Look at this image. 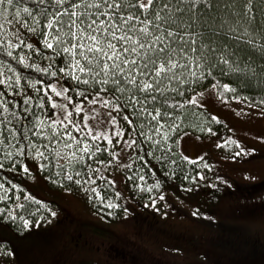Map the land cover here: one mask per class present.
<instances>
[{
	"label": "snow or ice",
	"instance_id": "1",
	"mask_svg": "<svg viewBox=\"0 0 264 264\" xmlns=\"http://www.w3.org/2000/svg\"><path fill=\"white\" fill-rule=\"evenodd\" d=\"M21 4L24 6L20 7ZM210 4L211 0H0V53L6 54L25 69L31 68L52 77L60 73L76 85H86L89 90L99 87V91L94 94L73 89L82 100L73 110H69L66 104L53 101L47 90L51 89L57 97H64L72 103V98L66 96L71 85L60 90L55 84L43 86V81L29 79L10 64L0 61V86H3V90H0V127L3 128L0 131V155L9 160L14 156L37 160L65 158L73 166L81 165L88 169V178L84 183H95L90 174L99 172V168L93 169L87 161L102 151L97 142L107 141L112 146L113 138H122L125 133L111 113L108 122L116 126L115 130L110 134L101 131L94 133L87 121L99 115L96 109H93L92 116L84 114L83 122L79 119L74 121V113L77 117L84 113L83 101L112 108L117 113L129 109V114L123 116L129 126L133 124L130 116H146L153 123V132L156 133L166 127L173 131L178 129V117L170 109H183L185 104L202 107L197 99L201 93L192 95L190 99L187 97L203 81L212 79L211 88L222 89L221 96L226 92H235L230 85L221 84L214 73L218 71L221 76H226L243 72L244 69L230 59L228 45L219 42L216 37L231 33L229 39L238 45L242 42L260 50H264V45L256 44L247 28L239 33L236 27L230 26L228 20L217 23L211 13H208V18L201 19L203 13L199 10L200 6ZM9 7L16 10L9 13ZM246 15L248 24L253 25L252 0H248ZM8 24L15 28L10 35L6 30ZM21 29L24 31L21 32ZM260 32L264 33V19L261 20ZM244 34H248L249 38L243 39ZM40 37L43 49L52 53L50 57L41 53L35 43L29 42L32 38ZM17 49L20 51L16 52ZM33 53H40L43 59L49 60L48 66L42 68L31 62ZM58 61H62V66L57 67ZM21 81L36 93L43 91V95L38 98L29 96ZM38 84L43 87L37 88ZM5 92L13 97L22 96L19 107L23 115L12 110L17 107V102L7 99ZM170 92L175 93L172 97L174 103H169L167 94ZM101 93H105L107 98L102 97ZM89 95L92 96L91 100L88 99ZM45 97L52 109L64 111L62 118L58 113H53L54 119L36 114L34 109H45ZM177 97L185 99L181 101ZM232 98L240 99L238 96ZM224 102H228L226 97ZM216 119L212 117V120ZM169 136L170 133H165L162 138L167 139ZM145 138L152 140V137ZM120 142L117 139L116 143ZM224 143L235 144L239 149L234 158L250 154L236 141ZM125 144L131 147L136 141H126ZM58 145L70 151H57ZM223 146L218 144V147ZM103 151L107 152L108 148ZM112 158L115 159L116 155L112 154ZM96 162L104 163L99 160ZM17 164L22 166L25 173L29 172L23 159L15 160L13 168ZM48 166L40 165L42 169ZM3 167L0 161V169ZM82 174L80 171L75 172L77 177ZM65 178L72 180L73 176L66 175ZM75 182L81 184L80 179ZM3 187L0 183V189ZM91 191L96 192V189ZM0 199H7V196H0ZM3 211L0 209V212ZM52 215L55 216V213ZM8 218L16 220L11 213ZM19 219L23 227L28 229L29 221L23 217Z\"/></svg>",
	"mask_w": 264,
	"mask_h": 264
},
{
	"label": "rangeland",
	"instance_id": "2",
	"mask_svg": "<svg viewBox=\"0 0 264 264\" xmlns=\"http://www.w3.org/2000/svg\"><path fill=\"white\" fill-rule=\"evenodd\" d=\"M53 84L58 90L65 87L61 82ZM47 91L53 101L58 104H66L69 110H73L75 105L82 100L72 98V103H69L64 97H57L51 89ZM196 93L202 94L197 97L202 108L224 124V129L220 125L221 129L217 130L214 135L209 134L208 129L204 128L208 118L206 112L199 111V109L195 112L203 123L199 128L195 127L194 130L200 131L202 135L189 130L168 132V127L162 129L161 132L154 133L153 123L148 117H142L145 133L147 137H152L153 144L159 142L164 146L162 148L171 151L177 150L179 154L189 160L201 158L202 163L209 165L206 167L204 176L200 173L201 179L192 184L194 188L197 185L202 186V189L197 192L190 191V189H182V191L180 189H164L160 195L154 196L153 199L148 197L138 200V202H143L145 207H150L155 212L159 211L160 218H165V222H155L156 225L152 227L147 221L140 218L143 208H135L128 212L129 207L135 204L130 201L128 204L124 197L125 183L128 180L127 173L134 164L133 145L127 147L125 144L126 141L133 140L132 132L128 124L120 119L118 113L112 108L101 107L99 104L91 105L87 101H83L84 113L79 117L74 113L72 117L74 121L79 119L83 122L84 114L92 116L93 109H96L99 115H96L95 119L87 121L94 133L101 131L110 134L115 130L116 126L108 122L110 120L109 113L116 117L118 126L125 133L122 138H113L112 146H109L107 141L97 142L100 148H108L105 155L113 161L117 172L109 174L107 164L97 163V160L94 159L91 167L99 168V172H93L90 175L95 183H84L88 178L86 175L88 169L82 175L84 178L73 177L69 181L58 178L49 182L41 174L32 175L29 180L24 182V186L28 190L29 196L33 195L39 198L50 210L51 214L47 221L48 224L55 225L53 234L48 235L45 242L40 237L36 239L21 237L23 247L24 245L26 247L25 258H18L19 262L17 263L8 256V252L0 249V264H82L87 261L97 264H188L190 262H193L192 264H217L214 261L207 263L201 252H195L192 255L191 251L169 243L170 238L167 233L159 229L162 225L168 226L172 223L173 229L180 234L194 232L199 236L207 230V226L202 224V221L216 219L232 223L237 221L240 224L239 227L247 232H252L256 227H259L264 234L263 219L238 218L236 210H229V207L235 203V199H241V194L237 192L238 187L233 185L230 178L245 184L257 183L264 179V105L228 99V102L225 103L217 89H212L211 86L194 91L193 95ZM66 96L70 97L69 93ZM101 96L107 98V96ZM88 99L91 100L92 96ZM53 113H58L61 118L64 115L62 109L51 108L50 114L45 116L54 119ZM165 133H170L169 138H162ZM73 134L79 135L78 133ZM117 139L121 140L119 144L116 143ZM228 140L238 142L244 151L250 154H242L234 158L235 152L239 149L235 144L224 143ZM218 144H224V146L218 147ZM56 150L62 153L70 151L63 149L62 145L56 146ZM255 153H259V155L252 157L251 155ZM112 154L116 155L115 159L112 158ZM57 160V163L67 161L65 158ZM39 168L41 169L40 166ZM107 174L118 189L119 203L123 202V206H125V211L118 215L117 220L97 213L85 202V198L91 201L103 199L105 195L103 181ZM77 179L81 180V184L78 185L75 182ZM0 183L4 186L0 190V196L12 192L9 186L3 182ZM68 186L71 187L68 188ZM207 187L208 189L218 187L222 191L220 197L215 200L214 193H209ZM93 188L96 189V192L91 191ZM97 192L99 196H97ZM8 199L9 196L7 199H0V202H6ZM212 200H214V205L209 206V202ZM49 202L53 203L49 205ZM53 212L55 216L52 215ZM41 221L39 220L38 223ZM46 223L41 224L40 227L47 225ZM125 250H128V255L123 257ZM253 264H264V262Z\"/></svg>",
	"mask_w": 264,
	"mask_h": 264
},
{
	"label": "trees",
	"instance_id": "3",
	"mask_svg": "<svg viewBox=\"0 0 264 264\" xmlns=\"http://www.w3.org/2000/svg\"><path fill=\"white\" fill-rule=\"evenodd\" d=\"M23 6V4L20 5V7ZM28 6L32 7L31 4ZM247 6L248 0H211L210 5L200 6L199 10L203 13L200 18H208V13H211L216 18L217 23L221 20H228L230 26L236 27L239 33H243L244 29L247 28L248 33L251 34V38L254 39L255 43L258 45H264V33L260 32L261 20L264 19V0H252V15L255 17L253 25L248 24V15H246ZM15 10L16 9L13 7L8 8L9 13L14 12ZM9 18L11 19V17ZM16 27H19V25H16ZM6 30L10 35L15 31V28L12 24H8L6 25ZM200 30L204 31V29ZM23 31L24 30L21 29V32ZM25 35L27 36L28 34L25 33ZM230 35L231 33L228 35H221L216 37V39L219 42L228 45L227 51L231 53L230 59L239 63L244 71L231 73L226 76H221L218 71L215 72L214 75L219 79L221 84H228L232 89H235V92H226L223 93V96H221L222 89H217L218 94L220 97H226L228 100L232 101L237 100L232 97L238 96L240 99L237 101L254 105H264V103H261V101H264V50L251 47L242 42L238 45L236 41L229 39ZM248 38V34H244L243 39ZM41 39L42 37L32 38L29 42L35 43L41 53L50 57L52 53L43 49L39 42ZM19 51V49L16 50V52ZM0 61L10 64L18 73L24 74L29 79L43 81L44 85L53 84L55 82H61L65 87L71 85L68 93L71 98L76 100L82 99L76 95V91L87 90L93 92V94L95 91H99V87L89 90L86 85H76L70 78L64 77L60 73H58L57 77H52L42 72H36L31 68L25 69L17 65L12 58L7 57V55L3 53H0ZM31 62L37 63L43 68L47 67L50 61L43 59L40 53H33L31 56ZM59 66H62V61H58L57 67ZM8 74L12 75V73ZM213 82L214 81L209 78L208 80L203 81L199 86H196L194 91H198L206 86H211ZM21 83L24 84V81H21ZM41 86L42 85L38 84L36 87L40 88ZM24 89L29 96H35L38 98L43 95L42 91L36 93L33 89L28 88L27 84H24ZM73 89L76 91H73ZM0 90H3V86H0ZM193 92L189 93L187 98L190 99ZM101 95L106 96L105 93H101ZM167 95L169 96V103H174L172 97L175 96V93L170 92ZM5 96L9 100L17 102V107L15 109H12L11 105H9V108L17 111L20 115H23L19 107V104H22V96L13 97L7 92H5ZM90 96L91 95L88 97ZM177 99L183 101L185 97H177ZM44 100L45 109L43 111L40 109H34L37 115L45 116L50 114L51 107L48 104L47 97H45ZM197 109L206 112L208 121L207 124L205 123L204 128L212 130L211 132L207 130L209 134H216V131L221 129L220 125H222L224 129L223 122L218 118L215 121L212 120L213 116L202 107L185 104L183 109H170L173 111L174 115L178 117V120L176 121L179 125L177 132L189 130L202 135L200 131L196 132V129L194 130L195 127L199 128L203 123L202 119L197 117L195 112ZM129 112V109H125L118 113V117L124 120L123 116L129 114ZM142 117L143 116L139 118L134 115L130 116V119L133 120V124L131 126L128 125V127L132 132L133 140L136 141V144L133 145L135 151L134 164L128 170L129 172H126L128 180L125 183L126 188L124 197L128 204L129 201L133 204L135 203L129 207L128 212L131 211L133 207L139 208L142 206L144 211L143 214L140 215V218L154 227V225H156L155 222H165L166 219L160 218L159 211L155 212L154 209L145 207L146 205H144L143 202H138V200L148 197L153 199L154 196L160 195L164 189H180L181 191L182 189H190V191L197 192L202 189V186L197 185L194 188V185L192 184L193 182L195 183L196 180L201 179L200 173L204 176V173H206V167L204 165L207 164L202 163L201 158L199 160H189L179 154L177 150L171 151L162 148L164 146L159 142L153 144L152 140L146 139V129ZM169 123H171V121H169ZM8 127L11 128L12 125H8ZM167 130L168 132L172 131L169 127ZM0 131H3L2 127H0ZM141 133H144V135H141ZM5 135L7 134L5 133ZM12 143L15 144V141ZM101 149L102 151L100 152L103 155L97 153L96 156L92 160L87 161V163L92 166L94 159H102L103 162L107 164V171L109 174L111 172H117V170H115L116 167L113 166V161L108 159L103 148ZM257 155H259V153H256L255 157ZM17 159H23L24 164L29 168L28 173L23 171L20 164H17L16 167L13 168V162ZM0 161H2L4 165L3 169H0V182H3L10 187V190H12V192H9V194L6 195L9 196V199L6 202H0V209H4L3 212H0V249H4L8 252V256L18 263V258H25L24 251L26 247L25 245L23 247L22 240L27 237L32 239L40 237V239H43V242H45L46 237L53 234V227L55 226L54 224H48L49 222L47 220L51 213L50 210L45 207V202L33 195L29 196L28 190L24 186V182L29 180L32 175L39 174L45 176L49 182L58 178L66 179V175L77 177L75 172L80 171L85 174L87 168H82L81 165L73 166L68 161L57 163V159L37 160L28 157L21 158L14 156L13 159L9 160L4 159L3 156L0 155ZM109 161H111L110 164L108 163ZM190 161H195V163ZM41 164H48L49 166L40 169L39 166ZM61 165L64 167L61 168ZM208 166L209 165H207V167ZM109 174H107L103 181V184L105 185V195L103 199L91 201L88 198H85V202L97 213L110 219L117 220L119 218L118 215L125 211V206H123V202L122 204L119 203L120 197L117 194L118 189ZM141 176L143 179H140ZM80 178L84 177L80 176ZM230 180L235 187H238L237 192L241 194V199H235V203L232 204L233 206L229 207V210H236L238 215L236 216L238 218L242 217L247 220H250L248 218L253 220H264V179L257 183L248 184L238 183L231 178ZM13 185L16 187H13ZM69 187L71 186H68V188ZM208 191L209 193H214L215 200H217L222 193L218 187L208 189ZM26 197H31V199H26ZM51 203L53 202H49V205ZM109 204L118 206L108 207ZM211 205H214V200L209 202V206ZM173 207H175V205H173ZM146 208L149 210H146ZM9 213L16 217L15 221L8 218ZM178 213L181 214V212ZM20 217L29 221L28 229L23 227V222L19 219ZM39 220L47 222V225L40 227V225L45 222L41 221L38 223ZM202 224L207 226V230L202 235L199 234V236L194 232L180 234V232L173 229L172 223L168 226L162 225L159 230H164V233H167L170 238L169 243L176 244L182 249L191 251L192 255L195 252H201L204 254V259L207 263H209V261H214L217 264H253L264 262V234L260 231L259 227H256L252 232H247L239 227L240 224L237 221L236 223H232L216 219L203 220ZM21 237H23V239ZM192 263L193 262H190L188 264ZM82 264L97 263L87 261Z\"/></svg>",
	"mask_w": 264,
	"mask_h": 264
},
{
	"label": "flooded vegetation",
	"instance_id": "4",
	"mask_svg": "<svg viewBox=\"0 0 264 264\" xmlns=\"http://www.w3.org/2000/svg\"><path fill=\"white\" fill-rule=\"evenodd\" d=\"M255 154H256V153H255ZM255 154H252L251 156H255ZM135 208H137V207H133V208L131 209V211H133ZM139 208L142 209L143 207L141 206V207H139ZM142 210L144 211V208H143ZM146 210H149V209L146 208ZM146 210H145V211H146ZM148 212H149V211H148ZM123 250H124V249H123ZM127 251H128V250H125V251H124L125 255H123V257L128 255V252H127Z\"/></svg>",
	"mask_w": 264,
	"mask_h": 264
},
{
	"label": "bare ground",
	"instance_id": "5",
	"mask_svg": "<svg viewBox=\"0 0 264 264\" xmlns=\"http://www.w3.org/2000/svg\"><path fill=\"white\" fill-rule=\"evenodd\" d=\"M35 139V138H34ZM1 190V189H0Z\"/></svg>",
	"mask_w": 264,
	"mask_h": 264
}]
</instances>
